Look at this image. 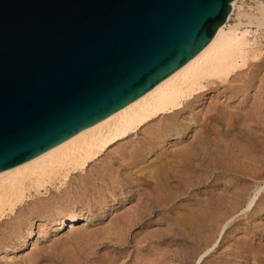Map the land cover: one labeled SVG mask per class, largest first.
I'll return each instance as SVG.
<instances>
[{
  "label": "rangeland",
  "instance_id": "obj_1",
  "mask_svg": "<svg viewBox=\"0 0 264 264\" xmlns=\"http://www.w3.org/2000/svg\"><path fill=\"white\" fill-rule=\"evenodd\" d=\"M263 41L257 62L0 222V264H264V190L244 212L264 187Z\"/></svg>",
  "mask_w": 264,
  "mask_h": 264
},
{
  "label": "water",
  "instance_id": "obj_2",
  "mask_svg": "<svg viewBox=\"0 0 264 264\" xmlns=\"http://www.w3.org/2000/svg\"><path fill=\"white\" fill-rule=\"evenodd\" d=\"M233 0H0V172L132 103L202 52Z\"/></svg>",
  "mask_w": 264,
  "mask_h": 264
},
{
  "label": "bare ground",
  "instance_id": "obj_3",
  "mask_svg": "<svg viewBox=\"0 0 264 264\" xmlns=\"http://www.w3.org/2000/svg\"><path fill=\"white\" fill-rule=\"evenodd\" d=\"M235 12L236 19L231 23ZM262 39L264 0H252L251 4L233 0L227 21L218 28L210 44L175 73L132 103L43 155L0 172V222L15 216L26 202L47 193L51 187L64 186L73 174L85 171L118 143L130 139L157 120L176 117L205 91L208 84L225 82L245 70L250 61L257 62L262 54L257 49L258 42ZM156 141H161L159 134L148 138V144ZM263 190V185L255 189L244 212L256 207ZM76 226L71 223L70 229H78Z\"/></svg>",
  "mask_w": 264,
  "mask_h": 264
}]
</instances>
